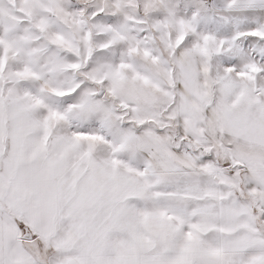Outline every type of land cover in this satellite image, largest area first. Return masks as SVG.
Masks as SVG:
<instances>
[{"label":"snow or ice","instance_id":"6c2138e0","mask_svg":"<svg viewBox=\"0 0 264 264\" xmlns=\"http://www.w3.org/2000/svg\"><path fill=\"white\" fill-rule=\"evenodd\" d=\"M0 264H264V0H0Z\"/></svg>","mask_w":264,"mask_h":264}]
</instances>
